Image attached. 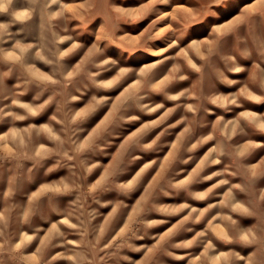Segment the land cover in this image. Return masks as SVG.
I'll return each instance as SVG.
<instances>
[{
  "label": "rangeland",
  "instance_id": "obj_1",
  "mask_svg": "<svg viewBox=\"0 0 264 264\" xmlns=\"http://www.w3.org/2000/svg\"><path fill=\"white\" fill-rule=\"evenodd\" d=\"M0 264H264V0H0Z\"/></svg>",
  "mask_w": 264,
  "mask_h": 264
},
{
  "label": "snow or ice",
  "instance_id": "obj_2",
  "mask_svg": "<svg viewBox=\"0 0 264 264\" xmlns=\"http://www.w3.org/2000/svg\"><path fill=\"white\" fill-rule=\"evenodd\" d=\"M224 3L225 4H229V3H231V0H224ZM217 11H222V8H217Z\"/></svg>",
  "mask_w": 264,
  "mask_h": 264
},
{
  "label": "bare ground",
  "instance_id": "obj_3",
  "mask_svg": "<svg viewBox=\"0 0 264 264\" xmlns=\"http://www.w3.org/2000/svg\"><path fill=\"white\" fill-rule=\"evenodd\" d=\"M165 14H166V13H163L161 16H164ZM234 14H235V13H234ZM161 16H160V17H161ZM236 17H237V15L233 16L232 19H234V18H236ZM196 39H197V38H196ZM200 40H203V39H200ZM193 42H195V40H194ZM152 64H153V63H152ZM145 66H147V65H145Z\"/></svg>",
  "mask_w": 264,
  "mask_h": 264
}]
</instances>
